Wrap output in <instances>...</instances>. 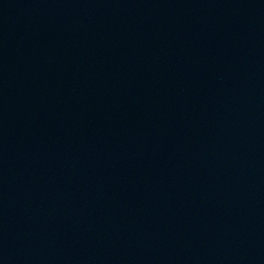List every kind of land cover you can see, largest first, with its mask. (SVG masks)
I'll return each mask as SVG.
<instances>
[{"label":"water","instance_id":"water-1","mask_svg":"<svg viewBox=\"0 0 264 264\" xmlns=\"http://www.w3.org/2000/svg\"><path fill=\"white\" fill-rule=\"evenodd\" d=\"M0 264H264V0H0Z\"/></svg>","mask_w":264,"mask_h":264}]
</instances>
